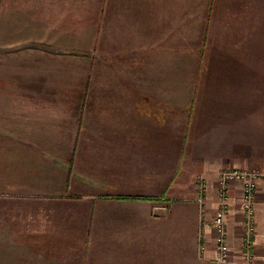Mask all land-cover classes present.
<instances>
[{"label":"crops","instance_id":"obj_1","mask_svg":"<svg viewBox=\"0 0 264 264\" xmlns=\"http://www.w3.org/2000/svg\"><path fill=\"white\" fill-rule=\"evenodd\" d=\"M10 1L0 264H244L240 181L231 262L212 221L221 169L264 170V0H112L63 27L39 0ZM254 219L264 264V180Z\"/></svg>","mask_w":264,"mask_h":264},{"label":"built area","instance_id":"obj_2","mask_svg":"<svg viewBox=\"0 0 264 264\" xmlns=\"http://www.w3.org/2000/svg\"><path fill=\"white\" fill-rule=\"evenodd\" d=\"M259 180H264V170L223 168L219 171L218 206L213 216V229L215 232V250L220 262L232 261L231 244L228 239L227 223L230 211V184L240 181L243 185L242 208L244 212V235L241 241V254L244 264H253L254 240L257 227L254 219L255 196ZM197 200L204 209L207 182L204 177L197 181Z\"/></svg>","mask_w":264,"mask_h":264},{"label":"rangeland","instance_id":"obj_3","mask_svg":"<svg viewBox=\"0 0 264 264\" xmlns=\"http://www.w3.org/2000/svg\"><path fill=\"white\" fill-rule=\"evenodd\" d=\"M21 3L25 4L23 1ZM111 3L112 0H39L36 5L41 14L40 18H56L57 27H63L65 24L79 26L81 22L88 26L95 18H98L100 7L103 17V4L105 15H107ZM8 6H11L10 0H0V18L8 17L11 10L9 8V13H7Z\"/></svg>","mask_w":264,"mask_h":264}]
</instances>
